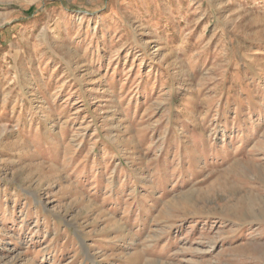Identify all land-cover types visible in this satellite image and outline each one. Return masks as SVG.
<instances>
[{
	"label": "rangeland",
	"instance_id": "obj_1",
	"mask_svg": "<svg viewBox=\"0 0 264 264\" xmlns=\"http://www.w3.org/2000/svg\"><path fill=\"white\" fill-rule=\"evenodd\" d=\"M0 264H264V0H0Z\"/></svg>",
	"mask_w": 264,
	"mask_h": 264
}]
</instances>
